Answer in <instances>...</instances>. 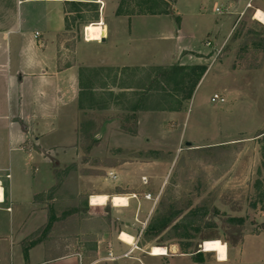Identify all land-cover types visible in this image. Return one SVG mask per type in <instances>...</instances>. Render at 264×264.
Listing matches in <instances>:
<instances>
[{"label":"rangeland","instance_id":"obj_1","mask_svg":"<svg viewBox=\"0 0 264 264\" xmlns=\"http://www.w3.org/2000/svg\"><path fill=\"white\" fill-rule=\"evenodd\" d=\"M35 1L16 8L17 29L20 25L32 39L35 32H45L48 8L53 20L60 9L59 4ZM166 1L172 12L141 15L142 22H133L121 39L124 49L108 52V43L81 45V53L87 47L93 51L86 64L100 65L110 58L139 65L120 78L110 72L96 80L94 106L88 110L79 109L81 99L64 100L53 92L42 97L40 90L9 86L8 52L18 36L6 29L12 0H0L1 182L4 187L11 183L14 215H23L24 231L33 232L26 241L47 224L46 213L32 212V201L53 185L50 170L56 164L59 170L76 165L58 196V204L75 213L55 224L44 241L52 243L55 257L79 247L85 250L79 253L80 264L110 252L115 260L96 264H195L198 255L200 264H264V142L256 137L264 131V24L254 19L257 10L264 13V0ZM103 2L105 23L113 31L115 16H136L131 14L147 11L155 0ZM100 9L97 20L92 8L84 9L83 18L67 16L70 29L63 44L75 48L84 42L85 26L100 24ZM195 66L207 70L189 101L186 86L166 87L162 81L169 96L153 90L148 99L161 106L141 111L139 97L147 92L139 87L157 75L154 68ZM215 94L225 103H212ZM136 103L138 113L132 112ZM20 111L23 121L17 119ZM90 194L123 196L129 204L116 208L109 200L90 208ZM139 201H147L140 213ZM7 205L0 206V264H10L16 254L11 247L16 228L9 226L3 209ZM44 205L49 214L63 210L54 202ZM228 218L243 219V240L228 248L226 262L217 263L215 253L202 246L211 236L217 239L210 241L225 244ZM152 223L165 228L158 233ZM121 232L131 235L138 247L131 260L121 257L129 250L118 242ZM158 246L168 250L167 257L150 256Z\"/></svg>","mask_w":264,"mask_h":264},{"label":"crops","instance_id":"obj_2","mask_svg":"<svg viewBox=\"0 0 264 264\" xmlns=\"http://www.w3.org/2000/svg\"><path fill=\"white\" fill-rule=\"evenodd\" d=\"M25 1L26 0H17V2H15L12 0V5H10L9 8L7 9L10 12L9 17L7 19L8 27L6 28L8 30V34L15 33L18 36L17 38L12 39L11 46L8 52L9 54L8 63H10V68L8 69V72H7V75H8L7 80H8L9 86L14 87V88L25 87V88H29L30 90L37 89V90H40L42 97H45L46 95H48L49 92H53L58 98H62L64 100L70 99L71 101L73 100L78 101V99L79 100L81 99L79 103L80 108L85 107V108H88L89 110V108L93 109L94 103L92 99L90 100L89 95L85 94V91L86 89L90 87H93V88L95 87L94 85L95 84V80H94V70L95 69L99 70L100 80H101L104 74L106 73H110V72L119 73V78H120L121 73H125L128 68L130 67L135 68L136 66H139L137 63H134V62L131 64H125V63H122L121 60L116 62V61L111 60L110 58H107L105 61H101L100 65L86 64L89 62L88 61L89 58H92L93 53L91 52L93 51H89L90 49L89 47H87L85 50L83 49V52H82L85 56H80V54H82L80 52V49H82L81 45H95V44L105 45L107 43L109 45L108 49H106L108 52L117 50L119 48L124 49L125 47H124V44H122L121 39L127 36L126 32H128L133 22L135 23L142 22L141 18L139 17H143V16H138V15L132 16V17L115 16L114 22L117 28L112 31L110 28V25L112 24L105 23V20L103 17L104 16L103 8L105 6L103 2L104 0H36L34 4L43 3V2L46 4H51V5L59 4L60 9L57 12L58 15L56 16L55 20H53L51 16L52 10L50 9V7L48 8L49 11L47 12L46 16L47 17L50 16L51 18L47 19L46 30L43 34L35 32L34 39H37V40L34 41V39L27 38L25 36L26 33L22 32L23 30L20 25H19V29H17L16 27L17 26L16 8H18L19 6H22L25 3ZM162 1L168 3L166 0H162ZM71 2L98 4L99 8H101L100 14H102V16H100V19H99L100 22H96L100 24L91 23V25L89 24L88 26H85L86 29L85 28L84 29H85V33H86V37L88 41L84 39V42L80 44L78 43V45L75 48H73L71 45L63 44L64 34L67 32L66 30L67 20L66 19H67L68 14H66V9H67L66 4L71 3ZM156 16H159V15H156ZM148 17H154V16H148ZM4 23L1 22V24H4ZM36 34H38L37 37H36ZM102 34L104 35L103 38H102ZM176 34L179 35V32H176ZM101 38L102 40L99 41V39ZM224 41L222 42V44L224 43ZM186 52L192 53L193 51H186ZM195 53L201 56L207 55V54H202L201 52H195ZM15 56H17V61L13 62L12 58L13 57L15 58ZM98 56H100L101 58L104 56V54H100V55L98 54ZM173 59H174V55H173ZM12 64L14 66H12ZM122 89H124L125 91H128V88L122 87ZM21 100L22 99L20 97L19 106L20 105L22 106ZM43 105H44V109L47 110V106H48L47 103L44 102ZM79 112L82 113V110H79ZM19 115L20 116L17 119H20L21 121H23L24 120L23 112L20 111ZM59 166L60 164H56L57 168ZM57 168H53L52 170H50L51 176L53 175L54 181H53V185L47 191H49L55 185L54 173L56 170H59ZM60 170H63V169H60ZM6 177L10 179L9 178L10 175H7ZM1 181H3V178L0 175V182ZM49 181L50 180L48 179V182ZM10 185L8 186L6 185V187H4V185L1 182L3 200L0 202V206H5L6 203L8 202V205L3 209L9 215V221H8L9 226H12V227L14 226L13 229L16 228V230H14L16 233V236L13 239V242L11 243L12 244L11 247H13L14 250H16V254H14V256L10 259L11 261L10 264H80L82 258L80 257V254L77 253V251L69 255H66V256L65 255L56 256V257L52 256V253H53L52 249L54 248H51V244H52L51 242H50L51 244L42 243L32 248L28 252L27 260L25 259L21 243L23 242V239L26 238L27 235H31L33 232H30V234H28L24 231L26 220L23 218V215H20V213L14 215V209H12L13 203L11 200L12 195H11ZM47 191H44V192H47ZM91 196H95V194L89 195L88 206H90V208H95L94 206L90 205ZM101 196H106L109 201L112 197H115L118 195L114 194L110 196L107 194H101ZM145 202L144 201L138 202V211L139 210L141 211V208L144 205L145 206L147 205ZM32 207H33L32 212L43 211L44 213H46L45 215V219H46L45 224H46L48 220V216H49V213L47 212L48 210H46V206L44 204H35L32 201ZM99 207H103V206H99ZM122 233L123 232H121V234ZM119 240H120V236H119ZM118 242L120 244L125 245L129 249L131 247L130 244L124 243L121 240ZM73 249L75 250L77 248L74 247ZM226 251L228 253V247ZM133 254L130 259L129 258H124V259L131 260L133 258ZM106 256H99L98 260L96 261L94 260V262L92 261L90 262V264H96V263H99L100 261H110L108 256L107 257ZM167 256H152V257L156 258V257H167ZM216 262L224 263V262H219L218 260Z\"/></svg>","mask_w":264,"mask_h":264},{"label":"trees","instance_id":"obj_3","mask_svg":"<svg viewBox=\"0 0 264 264\" xmlns=\"http://www.w3.org/2000/svg\"><path fill=\"white\" fill-rule=\"evenodd\" d=\"M176 1L177 0H172V3H175ZM234 1H236V0H234ZM66 6H67L66 14H68V16L72 15V14H76L77 17L73 18V20L83 18L84 9H88V8H92L94 11H96V14H97L96 20L98 19V13H97V11L99 10L98 4L71 2V3H67ZM172 10L173 9H172V6L170 4H168L162 0H155V2L152 5H150V7L148 8L147 11H145V12L139 11L138 13L131 14V15L156 16V15L169 14L170 12H172ZM66 20H67L66 21V25H67L66 30H69L70 27L68 25V19H66ZM241 29L243 30V27L242 28L240 27V30ZM206 70H207V68L205 66H195V67H188V68H186V67L185 68L184 67H170L167 69L154 68L153 73H157V75L155 77L153 76L151 79V76H152V74H151V76H149V78L151 79V82L148 84L146 83L147 85L146 84L141 85L142 87H145V88L139 87V89L145 90L147 92V94L143 95V97H139L140 100L138 101V103L141 101V104L144 105V107L142 108L141 111L157 110V108H159L161 106L160 104H162V102L160 104L156 105V104H154V103H156V101H153V100L149 101L148 98L151 97L150 93L153 90L155 91L156 89L157 90L159 89V91L160 90L164 91L165 97H168L169 95H167L165 93V91L167 90L166 87L168 85H170L171 83L174 84L175 86L181 87V88L186 86L185 89L187 88V90H186L185 100L189 101L192 98L193 92L196 89L201 78L204 76ZM135 71H138V70H135ZM99 79H100L99 70L95 69L94 70V80L96 81ZM162 81L166 84V87L162 85ZM95 92H96V89L93 87H90V88L86 89L85 94H88L90 97V100L91 99L93 100V96L96 95ZM161 101H162V99H161ZM138 103H136L134 105L132 112L138 113L140 111ZM80 109H82V107ZM256 137L258 139L261 138L260 140L264 142V131L261 133H258V135ZM75 169H76V165L73 164L65 170H56L54 173V176H55L54 187H52L47 192L35 195L33 202L35 204H45L46 202H48V204H49L51 202H54L55 206H61L62 204H58L59 203L58 196L62 192L64 185L66 184V180L69 177V173L72 174V172H75ZM57 200H58V202H57ZM85 204L87 205V201H85ZM50 207L53 208V203ZM61 208L63 209V206H61ZM74 213H75L74 211L73 212L66 211L65 209L61 210L60 213H56V210H55V212L52 211L48 216L49 222H47V224L44 227H42L40 230L36 231V233L33 236H31L26 241H23L21 243L25 259L27 260L28 252L32 248L44 243V241L46 239H48L50 235H52V233L54 232L55 224L62 222V220H65V218L68 215L70 216ZM58 215H60V216H58ZM226 223L228 224V226L224 225V227H223L224 229L226 228V230H227V232H225V234H226L225 244L227 245L228 248L229 247L235 248L243 240V235H244L243 231H242L243 225H244L243 219L228 218V221ZM151 228H152V230L155 229L159 233V232L163 231L165 226H162L160 228V225L158 226L157 224H153V226ZM229 229H231V230H229ZM260 230L262 232H264V224L261 226ZM148 235H149V233H147L145 236L148 237ZM212 239L213 240L217 239V237H215V236L206 237L205 241H210ZM87 250H89V249H87ZM76 251H77V253H83V251H85V250L84 249L81 250V248L78 247V249H76ZM185 254H188V253H185ZM201 257H202L201 255H198L197 257L194 258L195 264H200L202 262Z\"/></svg>","mask_w":264,"mask_h":264},{"label":"bare ground","instance_id":"obj_4","mask_svg":"<svg viewBox=\"0 0 264 264\" xmlns=\"http://www.w3.org/2000/svg\"><path fill=\"white\" fill-rule=\"evenodd\" d=\"M254 19L257 21L264 23V13L260 10H257L254 14ZM3 200V192L1 189L0 182V202ZM114 207L116 208H126L128 206V199L123 196H115L110 199ZM108 198L106 196L95 195L90 197V205L94 207L104 206L106 205ZM120 240L124 243L133 245V238L126 233H122L120 235ZM203 249L205 252L215 253L216 258L219 262L227 261V246L219 240L215 241H206L203 244ZM168 250L161 247H153L151 249L150 255L152 256H167Z\"/></svg>","mask_w":264,"mask_h":264},{"label":"built area","instance_id":"obj_5","mask_svg":"<svg viewBox=\"0 0 264 264\" xmlns=\"http://www.w3.org/2000/svg\"><path fill=\"white\" fill-rule=\"evenodd\" d=\"M216 12H218V13H220L221 11L217 8L216 9ZM86 29V28H85ZM38 36V34H36V37ZM104 37V35L102 34V38ZM102 38L101 39H99V41H101L102 40ZM84 39L86 40V41H88L87 40V37H86V33H85V30H84ZM211 102L212 103H225V99L223 98V97H221L220 95H217V94H215L212 98H211ZM138 249V247L136 246V244H133V245H131V247H130V249H129V251L128 252H126V253H124L123 255H122V258H131L132 257V254L135 252V250H137ZM108 258L110 259V260H114L115 259V257L113 256V254L112 253H109V255H108Z\"/></svg>","mask_w":264,"mask_h":264},{"label":"water","instance_id":"obj_6","mask_svg":"<svg viewBox=\"0 0 264 264\" xmlns=\"http://www.w3.org/2000/svg\"><path fill=\"white\" fill-rule=\"evenodd\" d=\"M187 145H188V146H190V144H189V143H188Z\"/></svg>","mask_w":264,"mask_h":264}]
</instances>
